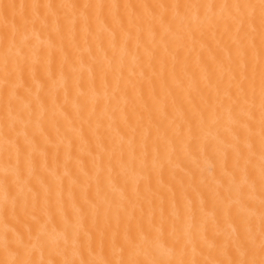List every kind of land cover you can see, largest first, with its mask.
<instances>
[{
  "label": "bare ground",
  "instance_id": "bare-ground-1",
  "mask_svg": "<svg viewBox=\"0 0 264 264\" xmlns=\"http://www.w3.org/2000/svg\"><path fill=\"white\" fill-rule=\"evenodd\" d=\"M0 264H264V0H0Z\"/></svg>",
  "mask_w": 264,
  "mask_h": 264
}]
</instances>
